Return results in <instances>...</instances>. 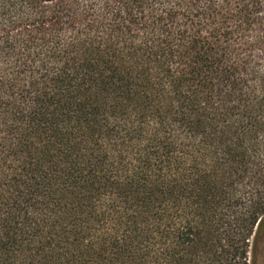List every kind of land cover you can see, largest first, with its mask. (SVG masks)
<instances>
[{"label":"trees","instance_id":"obj_1","mask_svg":"<svg viewBox=\"0 0 264 264\" xmlns=\"http://www.w3.org/2000/svg\"><path fill=\"white\" fill-rule=\"evenodd\" d=\"M0 264H264V0H0Z\"/></svg>","mask_w":264,"mask_h":264}]
</instances>
